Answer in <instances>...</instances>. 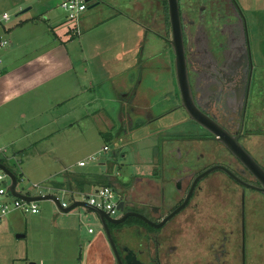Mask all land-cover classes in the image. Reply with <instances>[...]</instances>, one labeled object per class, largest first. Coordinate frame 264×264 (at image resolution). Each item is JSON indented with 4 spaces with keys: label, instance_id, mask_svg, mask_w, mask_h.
<instances>
[{
    "label": "flooded vegetation",
    "instance_id": "1",
    "mask_svg": "<svg viewBox=\"0 0 264 264\" xmlns=\"http://www.w3.org/2000/svg\"><path fill=\"white\" fill-rule=\"evenodd\" d=\"M232 1H179L190 91L196 107L264 168L246 145L247 137L262 134L248 125L264 109L247 27ZM164 71L175 76L176 107L153 115L154 105L140 103L135 82L123 104L129 110L118 116L127 133L150 125L161 136L152 168L133 175L125 193L126 212L144 218L108 222L117 254L103 228L104 236L88 242L86 264H264L262 184L182 106L176 64L174 71L171 66ZM175 109L183 110L191 127L166 134L172 127L158 121ZM132 113L144 121H134Z\"/></svg>",
    "mask_w": 264,
    "mask_h": 264
},
{
    "label": "crops",
    "instance_id": "2",
    "mask_svg": "<svg viewBox=\"0 0 264 264\" xmlns=\"http://www.w3.org/2000/svg\"><path fill=\"white\" fill-rule=\"evenodd\" d=\"M232 3L237 4V6L234 7L237 12L238 10L242 12L236 0L232 1ZM244 3L247 7H250L249 10L251 11L247 22L248 27L247 24L246 27L247 31L249 25L253 28V37H251L249 31V40L250 46H252L257 78L259 79V88L262 91L259 95V100H262L263 107L264 69L262 67L264 65V0H244ZM162 4H164V8L167 11V6L163 0ZM2 6H4V8ZM122 6L121 0H113V6H111L112 14L110 18H108L114 22L113 24L116 23V25L119 26V30L117 31L118 34L110 32L109 35L105 34L101 35V37H97L98 39L95 38L93 42L95 49L93 60L95 61V65L101 71L105 72V77H103L104 80L97 86L92 82L88 86L82 83L80 77L83 65L90 60L84 51L85 49L81 47L85 38H82L79 50L76 49V46L71 45L74 40L63 43L59 38H55L54 31L59 29L57 26H59L60 23H65V18L59 19V17L56 24L51 23L58 14L51 8V0H11L10 5L0 3V11L6 12L11 7L13 8L12 10H20L16 14V16L19 17L13 21V23L9 25L6 23L4 26H0V34H6L11 40V45L4 54V74L0 78V132L10 137V146L12 147L11 156L4 153L5 156L1 155L2 158L0 159L13 161L15 166L17 165V167L21 169V163L23 164L24 162L23 159H27L28 161L33 159L38 153L37 146L40 143L47 142L50 139L57 141L65 139L66 136L78 135L82 125L87 121L88 117V113L86 112L88 101L84 99V93L88 94V91L96 90V98L103 99V87L106 82H111L115 100L127 104L131 95L129 87L135 82H138V85L142 86L143 78H140L141 80L136 78V75H133V69L135 64L138 65L140 60L142 61L144 54L142 55L141 52L146 51V43L149 41L151 35L153 39L150 40L151 44L148 52L149 54L152 53L151 55L153 56L156 55L157 57L158 43L166 45L167 42H169L168 34L165 33L168 17L166 13H164L163 6L161 12L159 13L158 11L157 14L152 10V5L149 6V9H151L149 16L142 17L129 15L121 8H118ZM27 7H30V9L24 11ZM134 8L136 10L141 9ZM96 19L95 14L93 15L87 12L83 18L82 33L88 26L93 25ZM256 19H258V21H256ZM244 22H246V19ZM41 23L48 26V30L52 35L50 41L47 43L38 42L40 39L38 34H36V29ZM256 24H258V27ZM16 27H18V29H16L14 35L12 29ZM113 28L117 27L113 26ZM251 39H254V47L251 43ZM141 55L142 57H140ZM144 66H147V62L142 64L139 69V71H141L140 77L145 69ZM131 70L134 82H132V75H130ZM148 70H153V73L156 74L155 81L156 85L159 86V73L161 70L164 71V69L160 70L152 68L151 66ZM161 92H163V90L161 91V89L156 88V86L155 88L154 86L149 87L148 90L147 88L144 90L139 87L137 96L140 103L154 105L153 109H155V107L158 108V105L164 102V98H160ZM154 94L157 97L156 101L152 100V95ZM93 99L95 98L89 100V103L92 102ZM66 104H69L70 107H65ZM56 111L57 114L53 116L50 115V118H46V122L32 123L34 119L48 116L50 113ZM158 111H160V109ZM96 112L97 111L94 113ZM27 113H31V115L27 117ZM93 117L95 121L100 119L102 122L108 121L109 124L113 116L108 109L106 112L102 109L95 115L93 114ZM19 118L26 120L18 121ZM62 121H66V123L63 122L62 126H60L59 124ZM18 129L22 130L21 136L16 135ZM1 133V141L5 143L6 137ZM106 136L109 137L110 135L107 134ZM50 144L51 147L47 152H52L55 162L57 164H62L60 170H55L47 176L54 177L56 175H63V178L55 183H70L73 187V191L87 194L101 187L99 185L95 186L93 183L89 182L91 175H107L111 186L116 187L123 194L125 200V193L127 194L129 183L126 185L113 175L112 165H109L105 170H101L98 166L90 163L81 167L78 165V162L84 158L75 157L70 158L71 161L65 160L67 157L64 155V149L60 146L55 147L53 142H50ZM0 148L5 149L2 146H0ZM35 149L36 152L33 151ZM140 164H142L140 165V172L142 174L147 166L149 170L152 168V163ZM101 165L104 164L101 163ZM85 175L86 178H83ZM77 178H79L82 184L79 183L78 185V183H75ZM59 190L66 195H70L68 193L70 190L66 188ZM64 190H67V192ZM11 212L9 214H11ZM95 237L89 241H94L96 239ZM42 262L45 264L44 259ZM32 263L37 264L36 262Z\"/></svg>",
    "mask_w": 264,
    "mask_h": 264
},
{
    "label": "rangeland",
    "instance_id": "3",
    "mask_svg": "<svg viewBox=\"0 0 264 264\" xmlns=\"http://www.w3.org/2000/svg\"><path fill=\"white\" fill-rule=\"evenodd\" d=\"M95 1L97 4H94L96 3ZM179 1L181 4H184L185 2V0ZM236 2L238 3V6L240 5V9L242 10L248 27L247 22L251 13L249 10L250 7L245 5L244 0H236ZM0 3L10 5L11 0H0ZM121 3L123 6L118 8H121L124 12L136 17L149 16V12L151 11L149 6L151 5L152 10H154L156 14L158 11L159 13L161 12L162 6L164 8L162 0H121ZM60 4V0H51V8L58 13L56 18H54V21H51L53 24L57 23L56 21H58L59 17V19L64 17L65 12L60 7ZM90 6L88 13L95 14L97 18L96 22L93 25L88 26L81 35H77L78 37L74 39L71 45L76 46V49L79 50L80 42L82 38H85L81 47L85 49L84 51L90 60L83 65L80 77L84 85L89 86L92 82L97 86L102 80H104L103 77H105V72L101 71L95 65V61L93 60V53L95 52L93 42L95 38L101 37V35L105 34L109 35L110 32L118 34L117 31L119 30V26L116 25V23L113 24L114 22L108 19L112 14L111 6H113V0H92ZM2 7L4 8V6ZM134 7L142 8L136 10ZM12 9L13 8L11 7L6 11L11 16V20L7 22V25L13 23V21L19 17L16 16V14L20 10L15 11ZM163 10L167 15L168 13L165 8ZM4 12L5 11H0V16ZM256 21H258V19H256ZM44 23H41L36 29V34H38L40 39L38 42L47 43L50 41L52 35L48 30V26ZM68 25L73 27L71 23H68ZM169 25L168 20L165 33L168 34L169 42H167V44L165 43L166 45L163 43L157 44V57L148 52L151 44L150 40L153 39V36L151 35L149 41L146 43V51L141 52L142 55L144 54L142 61L140 60L138 65L135 64L133 69V75H136V78H143L142 86H139L140 89L142 88L145 90V88H147L148 90L149 87L154 86L155 88L156 86V88L161 89V91L163 90L160 94V98L163 97L164 102L159 104L158 108L155 107L153 112V115L155 116H157L159 112L172 109L176 107L177 103L179 104L177 95L175 91L172 90L175 80L174 74L170 76L168 73L161 70H165L168 66L172 67V71H174L175 68V54L170 43L172 37ZM66 26V22L60 23V25L57 26L59 28L57 31L65 29ZM113 26L117 28H113ZM256 26L258 27V24H256ZM16 29H18V27L12 29V32L14 33ZM249 31L251 37H253V28L251 25H249L248 28V35ZM251 43L254 47V39H251ZM6 51L3 52V54H5ZM142 55L140 57H142ZM146 62L147 66H144L145 69L140 77L141 71H139V69L142 64H145ZM151 66L152 68L161 70L159 73V86L156 85V74L153 73V70H148ZM262 68L264 69V65ZM130 75H132V70ZM133 75L131 76L132 82H134ZM169 89L170 91H168ZM113 92L111 82H106L103 87V99L96 98V90H91L88 91V94H83L84 99L88 101V104L86 105L88 117L87 121L82 125L78 135L66 136L65 139L57 141L50 139L47 142L40 143L37 146L38 153L29 161L23 159L24 162L23 164L21 163V169L17 167V165L15 166L13 161L5 160L8 168H10L13 173L16 172L15 174L18 175V191L29 193L31 195L53 193L63 200L69 201L70 195L62 193V191L54 185L55 182L60 181L63 178V175L47 177L50 173L62 168L61 163L57 164L55 162L53 153L47 152L51 147L50 142H53L55 147L60 146L64 149V155L67 157L65 160H70V158L75 157L88 159L89 156L98 154V160L90 161L89 163L98 166L101 170H105L109 165H112L113 175L119 181H123L126 185L127 183H131L133 175L140 172V165H142L140 163L148 164L152 162L153 157L157 152V144L160 143L161 140V136L154 133L156 127L148 125L135 131L130 129V131H128L129 133L126 132V128L120 129L121 127L119 126L118 116L120 115L121 109L127 108L128 106L116 101ZM92 98L95 99L89 103V100ZM156 99V95H152V100L156 101ZM65 107L70 106L69 104H66ZM102 109H104L105 112L107 109L111 112V115L115 119L114 123L118 129L116 127L110 128L111 123L107 124L100 119L95 121L93 114L95 115ZM127 109L129 110V108ZM159 109L160 111L158 112ZM95 111L97 112L94 113ZM262 113L263 115H260L256 121L251 122L250 127L248 125L249 129L255 128L257 132H262V134H254L249 138L247 137L246 145L253 150L258 158L264 163V156L261 155H264V111ZM55 114H57V111L50 113L48 116L34 119L32 123L46 122V118H50ZM27 115V117H29L31 113H27ZM132 117L134 121L138 123L144 121V117H141L140 119V116H137L135 113H132ZM185 117L186 115L183 110L175 109L169 115L162 117L158 121V125L162 127H172L173 129L171 128V130H167L166 134H176V132L182 130L184 126L191 127L189 122L183 121ZM24 120L26 119L19 118L18 121ZM63 122L66 123V121H62L59 125L62 126ZM177 123L179 124L176 125ZM106 133L110 136L107 137ZM1 134L3 135V133ZM16 135L21 136L22 130L18 129ZM3 136L6 137V142L4 143L0 138V146L6 149V155L11 156V139L5 135ZM106 144L109 146V150L102 151ZM33 151L36 152V149ZM1 155L5 156L4 153L1 152L0 158H2ZM101 163L104 165H101ZM147 169L148 166L144 171ZM34 184H38L39 186L34 187ZM83 199L84 198L80 196L78 200L83 201ZM36 204L39 208L38 213L32 214L25 213L23 210H16L7 215L0 223V264H30L32 262L43 264V259L45 264H86L87 252L85 249L89 240L95 237L98 233H101L102 236H104L102 223L98 215L94 212L88 211L83 206L76 207L68 213H63L53 201L47 199L36 201ZM121 216L122 214L119 212L117 215H114L113 218H120ZM89 229H92L94 233H90ZM18 234H24V237H18Z\"/></svg>",
    "mask_w": 264,
    "mask_h": 264
},
{
    "label": "water",
    "instance_id": "4",
    "mask_svg": "<svg viewBox=\"0 0 264 264\" xmlns=\"http://www.w3.org/2000/svg\"><path fill=\"white\" fill-rule=\"evenodd\" d=\"M168 2V11H169V21L171 27V46L175 54V64L177 70V79L180 86V90L182 92V106L188 111L190 117L200 124L209 129L218 140L222 141L231 152L239 158L242 163L253 173V175L258 179V181L262 184L261 190L264 192V168L253 158V156L238 142L237 138L232 137L228 132L223 130L219 124H217L212 119H209L206 115H204L195 105L192 94L190 91V85L188 80L187 73V63L185 56V43L183 36V27H182V18L180 13V2L179 0H167ZM97 4V3H96ZM234 4V3H233ZM95 6V5H93ZM234 7L236 5H233ZM91 7V6H90ZM30 7L24 9V11L29 10ZM238 15L241 20H245L242 12L238 10ZM246 26V22H245ZM0 170H3L11 179L10 190L16 197L25 200V201H39L43 199L53 201L61 212L67 213L75 209L76 207L83 206L88 211L94 212L100 218L102 226L105 230V233L114 247V251L117 254V250L115 247V243L108 226V222L119 224L124 222L130 216H137L144 218L141 214L135 212H126L125 201H121L119 204V210L123 215L120 218H113L109 216L104 210L98 209L92 205H90L85 200H76L68 207H62L60 198L57 195L52 193H48L45 195H29L26 193H22L17 191L16 187L18 185V178L15 173H13L10 168L5 163L0 162ZM210 172V171H209ZM206 174V173H205ZM18 237H24V234H18ZM34 264V263H32Z\"/></svg>",
    "mask_w": 264,
    "mask_h": 264
},
{
    "label": "built area",
    "instance_id": "5",
    "mask_svg": "<svg viewBox=\"0 0 264 264\" xmlns=\"http://www.w3.org/2000/svg\"><path fill=\"white\" fill-rule=\"evenodd\" d=\"M92 0H62L60 7L64 10V18L66 23L73 25V33L76 35L82 34L83 18L90 8ZM11 20L10 14L7 12L0 16V26L5 25ZM11 45V40L6 34H0V78L4 74V54ZM109 150V146L105 145L102 151ZM0 152L5 153V149L0 148ZM98 154H94L78 162L81 167L86 166L90 161L98 160ZM11 179L3 171L0 170V223L3 218L13 210H23L25 213L36 214L39 212V208L36 202L22 200L10 190ZM38 187V184L33 185ZM67 192V190H64ZM63 191V192H64ZM70 194L69 201L60 198L62 207H68L74 201L78 200L79 197H83L90 205L104 210L109 216L114 217L117 215L119 210V204L124 200L123 194L113 186H101L90 193H82L78 191H68ZM93 232L92 229H89Z\"/></svg>",
    "mask_w": 264,
    "mask_h": 264
},
{
    "label": "trees",
    "instance_id": "6",
    "mask_svg": "<svg viewBox=\"0 0 264 264\" xmlns=\"http://www.w3.org/2000/svg\"><path fill=\"white\" fill-rule=\"evenodd\" d=\"M164 2L166 4V6H167V4H168L167 0H164ZM96 3H94V4H96ZM167 12H168V7H167ZM167 17L169 18V14H167ZM54 36H55V38H59L61 41H63V43H65L67 41L74 40L77 37V35H75L73 33V27H71L70 25H68V23H67V26L65 27V29L58 30V31L57 30L54 31ZM0 162L5 163V160L4 159H0ZM17 178H18V175H17ZM83 178H86V175L83 176ZM89 182L90 183H93L95 186L96 185H99V186H111V183L109 181V177L107 175H91V177L89 179ZM75 183H78V185H79V183L82 184V182L79 181V178L76 179ZM54 185L58 189H64V188H66V189H68L70 191H73L72 190L73 187H72V185L70 183L59 182V183H55ZM81 187H82V185H81ZM130 220H131V218H130Z\"/></svg>",
    "mask_w": 264,
    "mask_h": 264
}]
</instances>
